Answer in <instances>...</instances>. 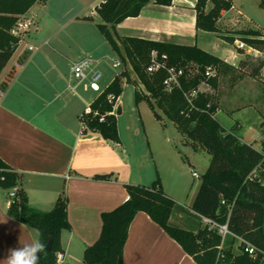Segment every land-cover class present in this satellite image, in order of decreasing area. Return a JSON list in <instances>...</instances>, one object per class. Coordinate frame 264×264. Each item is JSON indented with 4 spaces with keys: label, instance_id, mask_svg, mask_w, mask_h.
<instances>
[{
    "label": "crops",
    "instance_id": "crops-1",
    "mask_svg": "<svg viewBox=\"0 0 264 264\" xmlns=\"http://www.w3.org/2000/svg\"><path fill=\"white\" fill-rule=\"evenodd\" d=\"M57 1L58 6L55 8L51 7L53 0L38 2L20 17L34 23L26 36L32 34V29L38 33L42 28L50 31V35L41 46H35L37 50L33 52L28 51L32 44L23 48L8 72V77L10 73L13 77L10 81L0 83V88L5 92L0 102V159L20 175L18 187L27 194L31 208L42 212L51 211L59 195L63 191L66 193L71 225V230H64L61 237L66 264L67 260L76 259L75 256L83 260L85 250L98 241L102 232V214L115 210L129 199L125 186H149L152 183L149 184L147 180H152V177L146 179L142 175L139 161L132 160L123 145L119 125L124 112L120 104L121 97L113 114L117 119L118 143L104 139L97 132L82 131V105L86 108L97 97L88 104L79 90L82 89L84 93L91 90L85 91L79 87L77 94L68 90L72 79L71 63L80 58L75 47L70 44L71 40L67 38L69 34L66 28L58 24L67 16L71 17L70 22H81V12L90 7L91 15L85 17L84 21L94 20L92 9L99 0L86 3L84 9H78L82 0ZM149 1L139 17L128 18L116 26L114 38L122 53L120 39L124 37L197 45L236 70L242 69L247 54H261L260 50L254 48L245 49L247 54L243 52L244 49L239 50L237 47V50V43L233 44L234 50L222 49L221 44L225 41L222 36L228 35L223 33L224 27L230 24L236 26V22L242 25L240 19L243 14L240 10L236 11L233 0L232 9L224 11L218 21L217 33L197 31V0H173L168 7L157 5L155 0ZM36 6L39 8L35 11ZM210 8L211 4L207 10ZM96 18L100 19L99 16ZM247 30L251 29L240 28L238 35L230 36L241 38L240 32ZM202 33L217 37L211 48L199 43ZM221 50L226 58L221 55ZM96 58L97 69L101 71L99 67L105 56L98 55ZM5 83L7 85L3 87ZM118 108L121 109L120 114L117 113ZM135 135H139V132ZM239 136L243 142L251 144L245 140L244 135ZM9 193L0 187V261L7 257L9 249L18 248L36 236L33 232L35 230L8 215L11 205ZM166 195L172 198L168 193ZM192 214L198 217L194 212ZM170 224L184 230H198L183 220L182 212H173ZM124 262L197 264L174 239L142 212L136 215L130 226Z\"/></svg>",
    "mask_w": 264,
    "mask_h": 264
},
{
    "label": "trees",
    "instance_id": "trees-1",
    "mask_svg": "<svg viewBox=\"0 0 264 264\" xmlns=\"http://www.w3.org/2000/svg\"><path fill=\"white\" fill-rule=\"evenodd\" d=\"M45 0H0V74L16 52L23 36L16 37L11 31L20 17L36 3ZM149 0H104L95 9L101 23L100 33L115 50L124 70L114 78L91 104L96 116L84 115L82 119L92 132L106 140L119 142V132L114 111L124 85L135 87L137 103L146 101L155 111L158 107L178 130L193 144L211 155L210 164L201 177V184L192 204V211L201 219L208 218L220 225H228L225 239L217 229L209 226L198 230H184L170 224L177 203L166 195L160 178L149 186L126 185L129 199L111 212L102 214V232L98 241L84 252V264H125L124 249L130 226L140 212L147 214L159 225L197 264H264V153L242 141L234 130L225 129L217 120L219 106L214 94L199 91L202 85L217 90L221 74L236 69L197 45L186 46L143 38L120 39L121 51L114 30L128 18L139 17ZM173 0H155L160 6H171ZM211 8L207 10L208 5ZM264 7V0L261 2ZM233 7L232 0H197L196 29L217 33L218 21L224 11ZM241 40L256 50L264 49V34L258 30L241 31ZM232 41H235L233 39ZM156 53L165 68L149 74L152 54ZM128 65L131 68L128 69ZM174 68L179 76L180 88L167 92L164 82L168 69ZM211 68L214 76H207ZM133 72L137 80L132 78ZM13 77L9 74V80ZM7 83L3 84L6 87ZM197 91L188 103L186 95ZM264 92V91H263ZM158 120L161 117L155 113ZM105 116L104 122L101 117ZM264 151V139L261 142ZM195 148V145H194ZM197 148V147H196ZM20 175L0 159V187L11 191L17 188L8 215L40 234L46 246L52 240L51 250L41 253L39 264H57L58 254L63 253L62 232L71 230L68 219V198L63 191L51 211L42 212L29 206L27 194L21 188ZM241 237L261 250L253 259L244 252Z\"/></svg>",
    "mask_w": 264,
    "mask_h": 264
},
{
    "label": "rangeland",
    "instance_id": "rangeland-1",
    "mask_svg": "<svg viewBox=\"0 0 264 264\" xmlns=\"http://www.w3.org/2000/svg\"><path fill=\"white\" fill-rule=\"evenodd\" d=\"M91 1L84 0L83 4L82 0L78 9H84L86 3ZM102 1L96 2L98 4H95L92 10ZM233 2L237 8L236 11L240 10L243 14L242 18L240 17L242 20L239 18L242 25L236 22V26L230 24L229 27H224L223 33L228 35L222 36L225 41L221 46L226 51L235 49L233 44L236 42L232 41L233 39L242 42L241 38L235 37L240 28L258 30L264 34V7L260 5L262 0H233ZM57 3V0H53L51 7L55 8L58 6ZM37 8L39 6H36L34 10L36 11ZM90 10L91 7L81 12V22H70L71 17L67 16L60 20L58 26L66 28V33L69 34L67 38L71 40L70 44L75 47L79 58L86 55H91L94 58L98 55L105 56L99 67L103 73V80L100 82L101 92H103L105 87L124 70V64L121 67L113 68V61L122 59L106 43L104 36L96 27V24L101 23V20L94 16V20L84 21L85 17L91 15L89 14ZM232 34L235 36H230ZM26 35L24 34V37ZM49 35L50 31L42 28L38 33L32 29L31 35L23 37L24 40L19 44L12 59L0 74V83L9 80L8 72L23 48L28 44L41 46L43 40ZM215 38L217 37L214 35L202 33L199 36V43L211 48ZM96 47L98 48L97 53L94 52ZM243 52L246 53V50L244 49ZM249 54L244 58L242 69L220 75L216 91L206 85H202L200 90L216 96L220 108L216 120L225 129L234 130L238 135H244L247 142L251 143L256 150L264 153L261 144L264 139V49L257 56L253 53ZM221 55L226 58L222 50ZM128 69H131L129 65ZM131 74L132 78L137 80L136 75L133 72ZM135 87L137 90L144 91V87L141 85H135ZM135 87L125 84L120 98V104L124 109L119 121L123 145L132 160L139 161L142 175L146 176V179L152 177V180H147L149 184L157 178L161 179L166 193L177 201L174 213L182 212L183 220L190 226L203 228L204 224L200 218L192 214L191 208L201 184V177L210 164L211 155L200 148L198 144H193L188 140L158 107L155 106V111H153L146 101L137 103ZM101 92L84 93L82 89L79 90V94L87 99L88 104ZM82 108L85 110V105H82ZM155 113L162 119L158 120ZM137 132L139 135H135ZM193 172H196L199 178H195ZM33 232L37 234L36 231ZM75 257L76 259L67 260L66 264H84L82 258Z\"/></svg>",
    "mask_w": 264,
    "mask_h": 264
},
{
    "label": "built area",
    "instance_id": "built-area-1",
    "mask_svg": "<svg viewBox=\"0 0 264 264\" xmlns=\"http://www.w3.org/2000/svg\"><path fill=\"white\" fill-rule=\"evenodd\" d=\"M92 16H99L98 11L96 9L92 11ZM33 26L34 23L30 19H24V20L20 19L17 25L12 29L11 33L16 37H20L28 33ZM236 43L239 49L253 50L244 42L237 41ZM35 50H37V48L33 45L28 47V51L30 52H33ZM97 64H98L97 60L91 55H86L85 57H82L79 60L72 62L70 67L72 79L68 85V90L73 94H77V89L79 87H82L85 91L91 90L93 92H98V93L101 92L100 82L102 80L103 74L100 70L97 69ZM112 66L113 68H118L123 66V63L121 60H114ZM160 68H165V66L164 64L158 61L156 53H153L151 64L148 67L147 72L149 74H153L157 72ZM168 72H169V77L164 82V84L166 91L171 92L174 87L180 88V82L178 78L179 76L182 75V70L177 72L174 68H171L168 69ZM206 75L209 77L214 76L215 71L209 68L206 71ZM4 93H5L4 90L0 88V102L4 96ZM197 93H198L197 91H193L190 95H186L188 103H191V98H194L197 95ZM90 114L94 116L98 114L97 112L92 111L91 104L85 108L83 114L80 116V126L83 132L88 131L89 129L84 119H82V117L84 115H90ZM110 114H115V110ZM104 119L105 116L101 117L100 121L104 122ZM193 176L195 178H199V175L196 172H193ZM16 194H17V188H13L9 193L10 203H12L13 199L16 197ZM202 222L204 226H209L211 229H217L219 234H221V236L223 237V239H225V237L228 234H231L228 230L227 224L220 225L208 218H202ZM236 238L239 240V243L243 245L244 252L248 253L253 259L257 258L258 254L261 253V250L253 246L247 240L241 237H236ZM57 264H64V256L61 253L58 254L57 256Z\"/></svg>",
    "mask_w": 264,
    "mask_h": 264
},
{
    "label": "clouds",
    "instance_id": "clouds-1",
    "mask_svg": "<svg viewBox=\"0 0 264 264\" xmlns=\"http://www.w3.org/2000/svg\"><path fill=\"white\" fill-rule=\"evenodd\" d=\"M46 242L40 238V234L21 244L20 247L9 249L7 257L0 264H39L41 253L46 250Z\"/></svg>",
    "mask_w": 264,
    "mask_h": 264
},
{
    "label": "water",
    "instance_id": "water-1",
    "mask_svg": "<svg viewBox=\"0 0 264 264\" xmlns=\"http://www.w3.org/2000/svg\"><path fill=\"white\" fill-rule=\"evenodd\" d=\"M117 113H118V114L121 113V109H120V108H118V112H117ZM51 247H52V240L49 241V243H48L47 246H46V249H47V250H51Z\"/></svg>",
    "mask_w": 264,
    "mask_h": 264
}]
</instances>
